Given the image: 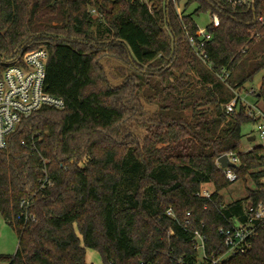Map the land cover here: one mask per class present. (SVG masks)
<instances>
[{"label":"trees","instance_id":"trees-1","mask_svg":"<svg viewBox=\"0 0 264 264\" xmlns=\"http://www.w3.org/2000/svg\"><path fill=\"white\" fill-rule=\"evenodd\" d=\"M150 1L0 0V57L47 48L45 90L65 101L24 118L0 149V213L19 238L8 264H90L87 249L104 264H199L195 231L222 255L219 228L264 202V147L242 150L248 105L226 112L264 70V27L252 8L226 6L208 26L209 68L189 44L193 16ZM193 2L195 14L212 7ZM253 96L264 109V74ZM228 152L254 187L226 204L217 161ZM221 264H264V229Z\"/></svg>","mask_w":264,"mask_h":264},{"label":"built area","instance_id":"built-area-1","mask_svg":"<svg viewBox=\"0 0 264 264\" xmlns=\"http://www.w3.org/2000/svg\"><path fill=\"white\" fill-rule=\"evenodd\" d=\"M147 4L150 8V0H131ZM183 1L188 4L189 0H167V4L178 13L183 19L188 14V8H183ZM211 8V22L209 25H220V13L226 6L233 8L253 9L255 12L254 22L264 27V9H262L260 0H209ZM214 2V3H213ZM200 7L198 2H193ZM198 32L191 34L187 31L189 44L193 52L199 59L212 68V61L208 51V45L213 38V34L207 28H201L197 25ZM187 30L188 26L184 24ZM49 53L47 48L41 47L18 53L13 57H0V149L8 147V141L19 124L24 118L29 117L35 111L44 106L54 108H64L63 98L50 94L45 90V79L47 74ZM230 72L223 70L219 74L222 81H226ZM255 88L248 89V95L255 93ZM235 97L226 105V112L231 115L239 110L242 103L248 105L247 114L254 122L259 125L260 137L264 139V109L260 103H251L242 96L239 90H234ZM264 147V145H263ZM231 162L239 166V157L234 152L225 153ZM218 162V161H217ZM221 167L220 162H218ZM222 168V167H221ZM226 178L230 182L238 180V175L233 167L222 168ZM264 183V179H263ZM213 190L203 189L200 195L211 198ZM168 215L173 216V212L168 210ZM190 215V213H188ZM228 227H220L219 232L224 238L226 252L219 256L208 255L205 250L206 237L201 231L194 232L192 237L193 247L198 251L199 264H221L229 257L238 252H245L252 246L253 239L258 235L260 229H264V202L257 205H250L246 211V219L241 220L238 217H232L227 220ZM141 264H145L142 262Z\"/></svg>","mask_w":264,"mask_h":264},{"label":"rangeland","instance_id":"rangeland-1","mask_svg":"<svg viewBox=\"0 0 264 264\" xmlns=\"http://www.w3.org/2000/svg\"><path fill=\"white\" fill-rule=\"evenodd\" d=\"M182 6L183 8H186L185 1H183ZM197 8L198 7L196 4H190L188 6V14L193 16L199 27L207 28L211 22L210 11L208 10L199 14H195L194 12ZM263 74L264 70L255 77L253 82L247 83L245 89L239 91L240 93L242 92L241 95L246 96V99L251 103H260L253 95H248V89L253 87L255 90H258L262 82ZM249 134L254 136L255 139L249 141L246 138V136ZM243 135L245 137L243 139L244 142L242 150H250L256 146L264 145V139L260 137L259 125H257L255 122H250L243 126ZM248 187L253 188L254 183L252 181H247L246 183L245 179H238L235 182H231L228 187L222 190L224 203L228 204L239 199H244L247 195ZM203 189L213 190L214 188L210 184ZM18 244L19 238L16 231L5 221L0 213V264H8L1 257L14 255L17 251ZM87 261L90 264H104L99 252L92 249H87Z\"/></svg>","mask_w":264,"mask_h":264},{"label":"water","instance_id":"water-1","mask_svg":"<svg viewBox=\"0 0 264 264\" xmlns=\"http://www.w3.org/2000/svg\"><path fill=\"white\" fill-rule=\"evenodd\" d=\"M254 139H255L254 136H251L248 138L249 141L254 140ZM218 162H220L222 168H226V167L236 168L237 167V164H235L234 162H231L226 154L220 156L218 158Z\"/></svg>","mask_w":264,"mask_h":264},{"label":"crops","instance_id":"crops-1","mask_svg":"<svg viewBox=\"0 0 264 264\" xmlns=\"http://www.w3.org/2000/svg\"><path fill=\"white\" fill-rule=\"evenodd\" d=\"M261 104H263V102L262 101H259ZM88 262V261H87Z\"/></svg>","mask_w":264,"mask_h":264}]
</instances>
